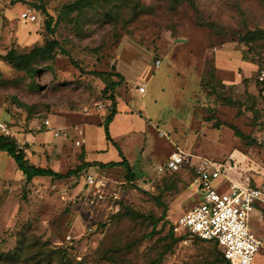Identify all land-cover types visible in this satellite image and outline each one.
<instances>
[{
    "label": "rangeland",
    "instance_id": "obj_1",
    "mask_svg": "<svg viewBox=\"0 0 264 264\" xmlns=\"http://www.w3.org/2000/svg\"><path fill=\"white\" fill-rule=\"evenodd\" d=\"M74 1L0 0V54L13 48L29 52L53 38L60 42L56 56L39 60L33 75L0 59V120L31 149L28 158L37 165L63 173L74 169L84 162L87 141L89 149L105 150L91 153L90 160L127 159L135 178H126L120 165L94 166L71 178L39 177L26 184L15 160L0 151V254H11L24 240L32 253L55 252L60 259L67 249L73 264H149L167 243L170 224L202 193L189 169L158 172L173 150L222 160V150L237 148L249 157L238 152L244 161L239 165L250 163L257 170L251 184L264 187V93L257 77L264 36L249 35L264 31V0H86L81 8H67ZM35 4L53 16L54 33ZM29 8L36 21L22 19ZM116 72L123 76L114 90L117 109L130 116L129 130L112 138L119 143L108 141L99 125L113 107L111 91L105 90L121 80ZM144 84L146 93H139ZM47 119L68 137H55L44 125ZM79 126L85 128L82 139L73 133ZM94 170L128 180L122 202L138 212L160 217L164 207L155 197H161L170 224L162 228L160 222L149 236L152 220L110 214L92 221L100 222L90 231L82 198L88 195L85 177ZM255 232L264 240V221ZM115 243L132 249L113 261L106 254ZM212 252L213 243L190 236L161 264H224ZM255 263L264 264V248ZM51 264L62 263L54 256Z\"/></svg>",
    "mask_w": 264,
    "mask_h": 264
},
{
    "label": "built area",
    "instance_id": "obj_2",
    "mask_svg": "<svg viewBox=\"0 0 264 264\" xmlns=\"http://www.w3.org/2000/svg\"><path fill=\"white\" fill-rule=\"evenodd\" d=\"M22 19L36 21V11L27 9L22 13ZM160 63L159 60L157 64ZM257 77L259 82H264V57ZM146 90V84L138 87L139 93H146ZM44 124L55 135L68 136L65 129L53 127L49 119ZM0 133L11 135L8 125L1 120ZM77 144H81V141H77ZM194 158L196 161L193 162ZM188 167L194 168L195 183L202 193L198 203L175 222L174 231L179 235L189 234L218 242L231 264H256L255 259L264 248V240L255 232L252 214L258 203L264 204V190L249 183L242 185L231 180L230 189L223 190L214 181L225 173L224 163L194 156L180 148L174 150L157 169L160 173L166 170L178 172ZM94 171L88 172L85 177L88 195L82 198V216L90 231L98 227L100 222L92 221L111 217L121 210L125 186L129 183L128 180L114 179L101 170Z\"/></svg>",
    "mask_w": 264,
    "mask_h": 264
},
{
    "label": "trees",
    "instance_id": "obj_3",
    "mask_svg": "<svg viewBox=\"0 0 264 264\" xmlns=\"http://www.w3.org/2000/svg\"><path fill=\"white\" fill-rule=\"evenodd\" d=\"M86 0H76L73 3L67 5V8L70 10H74L76 8H81L82 5L85 3ZM174 4H179L184 0H172ZM38 8L42 10V12L47 17L46 27L51 33L55 32L56 27H52V22L54 20L53 16H51L48 12V10L44 7L42 4H35ZM251 39L256 38H262L264 36V31H260L258 33H251L249 34ZM60 48V42L57 39H51L47 40L44 45L34 47L29 52H20L17 49L13 48L10 51H8L6 54H0V59H3L5 62L12 65L15 69L19 71H24L27 74H35L38 72V69L36 68V64L39 60H50L53 59L56 56L57 49ZM98 76H102L103 74L101 72H95ZM115 75L121 76L119 72H116ZM123 76H121L120 81H111L107 85V88L109 86V89H106L105 91L110 90L111 94L110 97L113 100V107L110 111V113L107 115L103 125L106 132V138L108 140L113 141L109 125L113 121L115 115L118 112L117 105H116V99H115V93L114 90L120 85V82L122 81ZM259 82V81H258ZM261 92L264 93V82L261 83ZM234 128L235 133L237 136L246 138V135L236 126H232ZM115 143V142H114ZM0 151L6 152L9 156H11L15 162L17 163L18 169L23 174V179L26 184H30L35 178L38 177H49L55 180H63L67 178H71L73 176H77L83 171L89 169L90 167L96 166L98 169H103L107 166L115 167V166H123L127 170L126 178L130 180H134L135 173L132 170V167L130 166V163L127 159H124L122 161H110V162H101V161H84L80 165H78L76 168L69 170L66 173H61L56 171L53 168L50 167H41L37 166L36 164L32 163L31 160L28 158V154L26 152V149L24 146L20 144L16 136L12 135H4L0 133ZM169 171V170H167ZM193 177L195 175V172L193 169H190ZM166 172V171H165ZM163 172V173H165ZM171 172V171H170ZM156 200L164 207L163 213L160 217L156 218L154 215H146L141 212H138L137 210H134L130 206H126L125 202H122L123 206L122 209L114 214L111 218H117L119 220H123L125 217H131L133 219L139 218V219H149L153 222V231L150 233L149 236H152L154 232L156 231V228L158 227V224L163 221V224L161 225L162 228H166L170 222L166 219H168V206L165 202H163L162 198L157 196L155 197ZM175 225V223H174ZM174 225L170 224L167 234L164 236L163 239L167 240V243H164V246H162V249L160 250L158 257L155 259H152L149 264H161L166 255L171 253L174 249V247L182 240L190 237L189 234H182L179 235L174 231ZM105 224H102L101 227H104ZM161 228V229H162ZM203 241L211 242L213 243V256L219 260L222 261L224 264H231L224 256V253L222 249L219 247L218 242L216 241H209L202 239L200 237H197ZM24 241V240H23ZM20 243L19 247L12 252L11 254H0V262H5L6 264H32L33 261H36V264H51L52 258L54 256H57L62 264H73L72 258L73 255L69 253V251L63 250V254L60 256L53 253H45V251L41 250V252L32 253L30 249H28L25 245ZM132 249V246L130 245H122L115 243L111 249L108 251L106 255H110V259L113 261H116L117 256L123 255L124 252L130 251ZM106 257V256H105ZM108 257V256H107ZM77 264H84L83 260H79ZM208 264H217V262H209Z\"/></svg>",
    "mask_w": 264,
    "mask_h": 264
},
{
    "label": "crops",
    "instance_id": "obj_4",
    "mask_svg": "<svg viewBox=\"0 0 264 264\" xmlns=\"http://www.w3.org/2000/svg\"><path fill=\"white\" fill-rule=\"evenodd\" d=\"M159 65H161V63L159 64ZM128 114V112H126V111H121L120 109L118 110V112H117V114L115 115V117H114V119H113V121L110 123V125H109V129H110V134H111V137L112 138H117L118 136L117 135H123V133L126 131V130H129V115H127ZM106 119V118H105ZM105 121V120H104ZM104 121H103V123H104ZM51 122V121H50ZM103 123L102 124H99V125H103ZM45 125V124H44ZM52 125V124H51ZM90 125H94V124H90ZM46 127V126H45ZM53 127H55V126H53ZM47 129H48V127H46ZM56 128V127H55ZM56 129H58V128H56ZM62 129V128H61ZM74 129V128H73ZM49 130V129H48ZM79 130H81L82 131V133H79L78 131ZM49 131H51V130H49ZM47 132V131H46ZM52 132V134L55 136V137H57L59 140L60 139H66L67 137H65L63 134H61V135H59V136H57V135H55V133L53 132V131H51ZM73 133H75L74 134V136L75 137H79V138H81V137H84V135H85V128H83V127H78V129L76 130V131H74L73 130ZM72 133V134H73ZM12 135V134H11ZM48 137H46V138H44V137H42V135L40 136V139H47ZM17 139H20V138H18V136H17ZM58 139H56V138H54V140H58ZM82 139V138H81ZM211 139V138H210ZM84 140V139H83ZM86 140H87V138H86ZM108 140V139H107ZM216 140L217 141H220V139L219 138H216ZM19 141V140H18ZM77 141H81V140H77ZM109 141V140H108ZM118 142L119 143V141H117V140H114L113 142ZM20 142V141H19ZM85 142V146H84V149H85V153H84V157L82 156V160L83 161H97V160H90L89 159V155L92 153V154H94V153H101V152H104L105 150H100V149H95V148H93V149H89L88 147H87V141H84ZM112 142V143H113ZM79 145H81V144H79ZM178 148H180V149H182V150H184V151H186L187 153H190V154H193L194 156H201V157H207V158H209V159H211V160H214V161H217V162H221V163H224L225 164V173L224 174H222L221 176H219L215 181H214V183H215V185L216 186H220L223 190H228V189H230V180L231 181H233V182H236V183H238V184H247V183H249L250 185H252L251 184V172L252 171H257L256 170V168L254 167V166H250V163H246V164H242V165H239L240 163H242V162H244V161H242L241 160V158L239 157V156H237L238 154V152L239 153H241V154H243L244 156H246L247 158H249L246 154H244L242 151H239V149H233L234 151H230V149H227V150H222L220 153H221V155L222 156H224L223 158H226V159H222V160H215V159H212V158H210V157H208V156H205V155H202V154H196V153H192V152H189V151H187V150H185V149H183V148H181V147H178ZM25 149H26V152L28 153V152H30L31 151V149L30 148H26L25 147ZM33 151V150H32ZM174 151V150H173ZM172 151V152H173ZM171 152V153H172ZM170 153V154H171ZM150 155V154H149ZM170 156V155H169ZM168 156V157H169ZM168 157H167V159H168ZM81 159H77V161H80ZM112 161H116V160H112ZM118 161H122V160H118ZM194 161H196V158H194V160H193V162ZM32 162V161H31ZM101 162H103V161H101ZM108 162H110V161H108ZM250 162H254L252 159H251V161ZM256 162V161H255ZM32 163H34V162H32ZM105 163H107V162H105ZM35 164V163H34ZM56 164H59L57 161H56ZM37 165V164H36ZM37 166H41V167H47V166H43V165H37ZM54 166V165H53ZM56 166V165H55ZM54 166V167H55ZM130 166L131 167H133L131 164H130ZM248 167L249 168V170H245V167ZM51 168V167H50ZM53 168V167H52ZM54 169V168H53ZM73 169V168H72ZM186 169H193L194 170V168L193 167H188V168H186ZM71 170V169H70ZM56 171H58V170H56ZM69 171V170H68ZM67 171V172H68ZM167 171V170H166ZM170 171V170H169ZM232 171H235V172H232ZM58 172H60V171H58ZM165 172V171H164ZM171 172H173V171H171ZM195 172V171H194ZM22 173V172H21ZM61 173H63V172H61ZM66 173V172H65ZM161 173H163V172H161ZM195 176H196V174L194 175V181H193V185L196 187V192H198L199 191V187L197 186V184L195 183ZM23 177V176H22ZM39 178V177H38ZM223 178V179H222ZM219 179H222L223 180V182L221 183H218V184H216V182H218L219 181ZM259 179H261V178H259ZM253 186V185H252ZM254 187H260L261 189H263L264 190V187L263 186H254ZM198 194V193H197ZM252 221H253V224L255 225V227L257 226V224L258 223H262L263 221H264V204L263 203H258L257 205H256V208H255V210H254V212H253V214H252ZM262 238V237H261Z\"/></svg>",
    "mask_w": 264,
    "mask_h": 264
},
{
    "label": "water",
    "instance_id": "obj_5",
    "mask_svg": "<svg viewBox=\"0 0 264 264\" xmlns=\"http://www.w3.org/2000/svg\"><path fill=\"white\" fill-rule=\"evenodd\" d=\"M200 189V188H199Z\"/></svg>",
    "mask_w": 264,
    "mask_h": 264
}]
</instances>
